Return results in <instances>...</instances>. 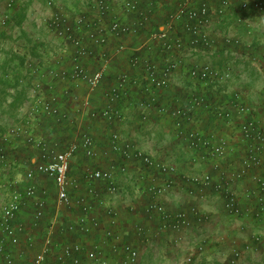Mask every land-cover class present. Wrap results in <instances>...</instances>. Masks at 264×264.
Instances as JSON below:
<instances>
[{
	"label": "built area",
	"instance_id": "built-area-1",
	"mask_svg": "<svg viewBox=\"0 0 264 264\" xmlns=\"http://www.w3.org/2000/svg\"><path fill=\"white\" fill-rule=\"evenodd\" d=\"M252 14L264 15V0H88L73 19L62 8L55 10L48 24L67 42L71 65L43 71L28 59L26 72L40 76L30 96L48 115L61 112L62 98L74 97L80 104L79 127L64 146L48 142L33 127L32 114L1 133L0 140L9 146L23 139L32 155L25 162L11 160L10 147L0 145V264H143L138 245L124 241L111 203L124 194L121 175L149 196L144 212L159 218L155 237L206 221L209 213L202 205L173 212L162 202L177 183L175 162L154 156L119 131L111 132L108 145L101 147L82 127L86 116L120 122L126 118L125 106L138 107L144 120L155 113L172 121L179 146L193 153V165L204 169L188 177L189 196L222 203L244 227L246 218L253 220V228L264 227V118L258 104L245 102L243 91L227 100L218 97L229 93L226 86L235 79L238 49L255 60L254 44L245 39ZM8 19L7 12L2 23ZM138 35L145 37L142 44L129 47L127 38ZM110 45L109 52L101 50ZM129 50L128 69L102 89L109 64ZM219 51L227 58L222 64L214 58ZM96 60L101 66L92 69L90 62ZM181 78L187 86L184 95L165 100V92ZM50 89L54 93L48 95ZM136 90L138 99L132 102L128 96ZM99 92L101 105L96 102ZM77 153L89 161L80 177L73 175ZM25 210L31 213L26 222L20 219ZM134 228L139 236H148L143 225ZM253 228L246 244L231 250L227 264H242L264 248V228ZM98 230L101 240L89 246L85 239ZM204 249L198 244L182 263L193 264L196 251Z\"/></svg>",
	"mask_w": 264,
	"mask_h": 264
},
{
	"label": "crops",
	"instance_id": "crops-1",
	"mask_svg": "<svg viewBox=\"0 0 264 264\" xmlns=\"http://www.w3.org/2000/svg\"><path fill=\"white\" fill-rule=\"evenodd\" d=\"M249 21L252 26L245 33V39L257 45L251 54V56H255V60L248 59L249 57H246V51L239 48L235 55L238 62L235 66V79L230 81L226 86L228 87L227 91L229 93L219 92L218 97L227 100L233 96L235 91H243L245 102L251 105L258 104L259 115L264 118V15L252 14L249 17ZM222 30L225 31V28L223 27ZM144 39L145 37L143 35L129 37L127 38V45L129 47H137L142 44ZM111 44L114 48L117 45L116 39L112 38ZM110 48L111 45L110 47L105 46L101 50H107L109 52ZM130 53L129 50L126 53L119 54L109 64L102 89L105 90L114 84L117 75L128 69ZM214 58L217 63L221 64L227 60L222 51H219ZM96 62L101 66V61L96 60ZM185 85L184 78L175 82L165 92V95L168 97L165 100L176 95L183 96L185 88H187ZM133 93H137V90ZM101 99V92H99L96 102L101 101ZM98 104L101 105L102 102ZM75 105L76 101L73 97L70 99V102L68 101L67 107H70L74 114ZM118 106L123 107L124 105L121 106V104H118ZM123 109L126 118L119 123L110 124L99 119L96 124L90 122L89 127L88 121L85 120L82 127L96 138L101 147L108 145V137L111 132L119 131L127 138L134 139L142 149L154 156L175 162L179 166L177 183L174 189L162 198V202L168 210L173 212L188 210L195 205H202L209 213V217L201 224L186 228L182 232L169 230L155 237L153 234L157 231L159 218L157 216L149 217L144 212L150 200L149 196L143 190H140L138 184L130 181L127 175H121L124 181V194L113 199L111 203L115 205L118 211V229L124 234V241H131L138 245L143 264H183V260L195 252L196 246L200 243L204 245L205 249L202 252L196 251L193 264H227L226 261L231 250L234 247H241L246 244V241L252 235V231L247 227L253 228L250 224L253 220L250 218L242 219L241 221L246 224V227H244L239 220L224 210L222 203L213 201V198L200 200L196 197L189 196L188 189L191 184L188 181V177L197 174L198 171H204V169L203 166L197 168L196 165H193V153H189L185 149L183 150L176 143L177 139L172 134V121L166 117H160L155 113H152L148 119L144 120L141 116L140 109L136 106H125ZM209 126L210 121L206 120L205 127ZM78 127L79 125L73 128L69 127L66 130L64 129L63 132L57 131L56 137L58 135L59 139L61 137L59 133L62 135L66 131V135L68 136L67 141L71 142L75 138L74 134ZM184 153H187V155L183 158L181 154ZM73 163V175L80 177L85 172V165L89 161L82 153H77L74 155ZM85 189L86 186L83 185L82 192ZM20 219L25 222L31 220L29 210L23 211ZM103 219L105 225L107 219ZM136 224L143 225L146 230L145 235L148 236H139L134 228ZM263 228V226H258L255 230L259 231ZM74 236L72 234L71 237L74 238ZM102 236L103 232L98 230L85 240L91 246L93 242L101 240ZM106 249H110L109 244L106 245ZM252 255L263 258L264 248L262 247L259 251H254ZM254 263V261L249 260L242 262V264Z\"/></svg>",
	"mask_w": 264,
	"mask_h": 264
},
{
	"label": "rangeland",
	"instance_id": "rangeland-1",
	"mask_svg": "<svg viewBox=\"0 0 264 264\" xmlns=\"http://www.w3.org/2000/svg\"><path fill=\"white\" fill-rule=\"evenodd\" d=\"M10 1L0 0V135L4 133L5 129L37 111L33 96H30V90L33 84L37 82V77L40 76H31L30 73L26 72L28 59L34 65L43 68V71L54 68L61 69V67L69 68L71 65L67 42L49 27L48 20L52 13L58 8H62L73 19L86 9L88 2V0H14L10 19L6 24H3L2 20L7 14V6ZM90 63L92 69L100 66L98 62L91 61ZM49 79L51 76L47 77V80ZM53 93L54 90H47L48 95ZM65 103L66 100L62 98V106H60L62 112H65ZM75 106V114L70 107L68 109L72 114L74 125H78L80 120L78 107L80 108V104ZM64 129L65 126L60 125L52 132H63ZM40 131L42 133L43 130ZM46 133V136L51 134L49 130ZM59 136H61L59 138L61 139L60 146L69 143L66 131L62 135L59 133ZM47 141L51 142L49 139ZM19 143L24 145L23 141ZM0 145L14 149L12 143L9 146V143L0 140ZM19 150L24 153L21 147L16 148V151ZM24 154L25 159L32 155L29 152ZM1 164L2 161L0 160V179L4 173ZM16 173L13 172L10 177H15ZM248 229L252 230L251 228ZM253 255L243 259V261H254V264L264 263L262 262L264 257ZM23 263L25 262L23 261Z\"/></svg>",
	"mask_w": 264,
	"mask_h": 264
},
{
	"label": "trees",
	"instance_id": "trees-1",
	"mask_svg": "<svg viewBox=\"0 0 264 264\" xmlns=\"http://www.w3.org/2000/svg\"><path fill=\"white\" fill-rule=\"evenodd\" d=\"M13 7V6H12ZM12 7L8 8V13L10 14V11H12ZM11 15V14H10ZM257 46V45H254V47ZM52 90V89H50ZM53 91V90H52ZM133 94V95H132ZM129 99H131L130 101L134 102L133 99H138V96H137V93H130V95L128 96ZM66 100V103H65V112L61 110L60 113L58 114H53V115H48L47 113H44L42 111V108L41 107H37V111L34 112L31 116V118H33V127H35V129H39V130H43L42 133L44 136L47 135L46 132H48L49 130V133L50 136H46V139L54 142V143H58V144H61L60 140L61 139H58V137H56V132H52V130H54L57 126H60V125H64L65 126V130L66 129H69V127L73 128V127H77L78 125L75 124L74 125V120L72 119V114L70 112V109H68L67 104H68V101L70 102V99L68 96H65L64 98ZM129 107H134V106H129ZM64 108V107H63ZM69 112V116L66 118V117H62L65 113ZM87 120L88 121V125L90 124V122H92V124H96L98 123V120L99 119H96V118H90L89 116H86L84 121ZM104 120V119H102ZM21 121V120H20ZM19 121V122H20ZM110 124H116V123H119V121L117 120H114V121H108V120H104ZM73 125V126H72ZM90 127V125H89ZM47 129V131H46ZM89 129V128H88ZM7 129L4 130V132L6 131ZM90 130V129H89ZM53 135V136H52ZM55 136V138H54ZM58 136V135H57ZM109 138V137H108ZM23 139H20V140H14V146L15 147H21L25 152H28L27 150V146L24 144H20L19 142H21ZM176 143L179 145V141L176 140ZM63 144V143H62ZM17 148V149H18ZM8 153H11L9 158L11 160H18L19 162L20 161H26L25 160V154L24 153H21L22 151L19 150V151H13L11 150L10 148H7L6 149ZM29 158V157H28Z\"/></svg>",
	"mask_w": 264,
	"mask_h": 264
}]
</instances>
